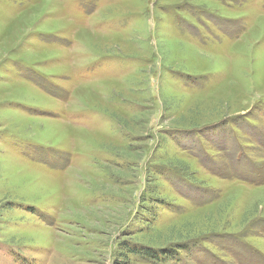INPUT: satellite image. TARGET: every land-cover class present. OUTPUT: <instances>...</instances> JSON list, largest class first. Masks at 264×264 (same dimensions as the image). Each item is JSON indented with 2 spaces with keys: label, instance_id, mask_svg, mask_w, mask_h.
I'll return each instance as SVG.
<instances>
[{
  "label": "rangeland",
  "instance_id": "374dc122",
  "mask_svg": "<svg viewBox=\"0 0 264 264\" xmlns=\"http://www.w3.org/2000/svg\"><path fill=\"white\" fill-rule=\"evenodd\" d=\"M0 264H264V0H0Z\"/></svg>",
  "mask_w": 264,
  "mask_h": 264
},
{
  "label": "trees",
  "instance_id": "16d2710c",
  "mask_svg": "<svg viewBox=\"0 0 264 264\" xmlns=\"http://www.w3.org/2000/svg\"><path fill=\"white\" fill-rule=\"evenodd\" d=\"M180 247L178 246V247L174 248L170 253L172 254L173 251L179 249ZM129 251L131 253H134V254L146 255V257H149V258L150 257H157V258L161 259V257L162 258L163 257L166 258V256L168 255V254L166 255V253H168L170 250L165 251V249L164 250H159L158 249V250L154 251L156 253V254H154V252L150 251L148 248H141V247L135 246L133 248H129Z\"/></svg>",
  "mask_w": 264,
  "mask_h": 264
}]
</instances>
